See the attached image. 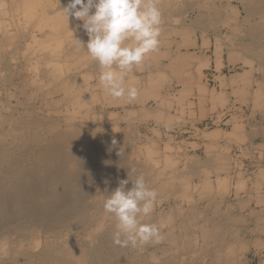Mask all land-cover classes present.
I'll return each mask as SVG.
<instances>
[{"label":"rangeland","instance_id":"374dc122","mask_svg":"<svg viewBox=\"0 0 264 264\" xmlns=\"http://www.w3.org/2000/svg\"><path fill=\"white\" fill-rule=\"evenodd\" d=\"M3 1V11L15 2ZM64 1L67 5L68 0H40L39 4L52 10ZM169 2L159 3L163 23L158 50L128 78L141 79L137 99L131 103L113 99L99 88L93 73L88 82L95 90L91 105L95 113L62 104L61 93L52 97L49 107V103L42 105L43 92L33 85L24 87L27 77L19 74L38 61L89 59L79 43L88 40L77 31L82 21L73 18L68 34L55 31L48 38L39 37L36 28L33 38L26 35L34 30L35 21H22L18 31L17 24L2 21L0 63L7 68H0V131L13 136L16 127L20 129L16 136L28 140L25 126L37 120L36 132L48 139L55 120L66 116L94 124V136L116 141L114 151L121 160L114 168L122 169L121 180H129L125 190L142 174L146 185L158 193L149 216L153 221L145 219L160 227L163 241L130 251L125 257H131L132 264H264V0ZM68 35L73 37L64 39ZM85 68L82 75L87 77L90 69ZM210 90L215 93L209 94ZM104 188L97 186L92 200L100 199V207L107 198ZM86 201L85 207H90L92 201ZM38 235L33 243L24 244L26 254L16 260L12 254L0 253L4 259L0 264H64L56 258L64 251L56 245L57 239L50 236L40 244L42 235Z\"/></svg>","mask_w":264,"mask_h":264},{"label":"bare ground","instance_id":"6f19581e","mask_svg":"<svg viewBox=\"0 0 264 264\" xmlns=\"http://www.w3.org/2000/svg\"><path fill=\"white\" fill-rule=\"evenodd\" d=\"M13 1L15 2L13 3L11 9H8L7 7V10L3 11L1 7L3 6V2L5 1L0 0V23L2 21L10 20L12 24H17V30L18 25L21 26L24 21H35L36 24L35 22L33 23L34 30H32L31 32H26V35H30L32 38V33H34L35 35V28L38 31V33L36 32V34L42 38H48L49 35H51L55 31H63L62 33L66 31V34H68L67 29H70L71 21L74 17L70 16L68 20L65 14H63L62 9L66 6L65 1L63 2V4H60L61 2H57L59 8H55L52 5V10L49 9L50 5L48 8H46L45 6L41 7V5L39 4L40 0ZM48 1L50 2V0ZM167 1L169 2V0ZM39 22L44 23L41 25ZM82 24L83 23H81V27ZM0 28L1 31H3L1 26ZM24 29H26V27ZM77 31H79L80 34L84 37L87 36L83 27L81 29L77 28ZM70 32L73 31L71 30ZM73 33H75V31ZM65 37L68 39V37L70 38L73 36H64V39H66ZM61 39H58V41H61ZM36 40H38V38ZM68 42L70 41L68 40ZM26 44L27 43H25L24 45ZM43 44H45L46 48L49 47L47 46L48 44ZM55 44L57 45L58 43L55 42ZM59 44L61 45L62 41ZM68 44H66L65 46H67ZM24 47L22 48L24 49ZM82 49L84 50L85 48ZM42 50H40V52ZM36 52L38 51L36 50ZM34 54L35 53H33L32 55ZM19 55L22 54H20L19 52ZM170 58L174 59L173 56ZM7 59L9 63V58ZM178 59L176 62H178L179 64L180 61H178ZM180 60L182 61L181 63L185 61L183 58ZM32 62H30V64ZM50 63L52 64H49L48 61H38L36 64H33V66L27 68L26 70L21 69L19 71V74H24V76L27 77L26 82H24V87L33 85L32 87L37 89V91H42L43 95H41V97L43 96V99L40 98L42 101V105L49 103V107V101L52 99V97H54L55 94L58 95V93H61V101L63 100L62 104H70L80 110L84 108L88 113H95V111H91L93 108L91 105L94 102L92 100H94L93 96L95 94V90L92 89L90 85L91 83L88 82V80L89 78H92L90 77V75H92L93 73L98 77L99 67L97 62H95L91 58H87L84 59L83 62L77 63L70 61L64 62L61 59H57L56 61ZM9 66L8 68H10ZM83 66H86V68L90 69V72L86 73L87 77L82 75ZM4 67L7 68L6 63H0V68L2 69ZM19 74L17 73V75ZM140 80L141 79H128V83L137 87ZM72 86L76 87L74 88ZM202 89L199 90L201 91ZM86 91L87 93H85ZM213 93H215L214 90H210L209 94ZM34 94H36V92ZM29 98L30 97H28L27 99ZM201 98L202 97L200 96L199 99ZM33 99L34 98H32L31 100ZM88 100L91 102H88ZM28 101L29 100H27V102ZM56 102L57 101H55V103ZM86 105L87 107L89 106V108L86 109ZM95 116L93 117V120L95 119ZM87 123L85 124L80 120L77 121V119L73 117H59L55 120L53 134L51 133L52 135L48 139H45V137H42L38 132H36V128L39 127L38 125L40 124V122L37 120L32 121L33 126H25V130L27 131V133H29L30 136L28 140L23 139V137L16 136L17 132L20 131V129L16 127H13V136H10V134L5 132L3 129V131H0V253H7L9 256H11L12 254V258L16 260L24 253L26 254V250L24 251V249H26L27 245L24 248V244H26V242L27 244L33 243L36 235L39 234L38 236L42 235V240L37 242L40 244L46 242V239L50 236H53L57 239L56 245L62 246L64 251H61L60 253L58 252L56 258L62 259L64 264H102L107 260L110 262V264H132L131 257H125V255H129L130 251H135L138 247L133 248L131 247V245H129L128 247H119L113 244V233L117 230L115 217L112 214L106 213L104 208L98 205L100 199L95 197L96 201H92L94 196L97 195V186H104V189H106L107 191L104 193L107 194L108 197L111 192L115 190V187L119 185L122 177L120 174V170L122 169L117 171L115 169L117 167L114 168V164L121 159L119 158V160H117L116 153L114 151L116 150L115 144H113V142L110 140L108 141V139L106 140L107 137L104 139L101 138L102 136H94L92 132L96 130L93 126L94 124L87 125ZM9 138L10 140L8 141ZM172 183L174 182L172 181ZM187 188L189 187L187 186ZM98 196L100 195L98 194ZM87 199H90L92 201V205H90V207H85V201ZM103 199L104 198H101V200ZM86 203H88V201H86ZM148 218L152 220V216L151 218L148 216ZM138 219H140L142 223L151 222V220H147L150 221L147 222L145 217L143 216L138 217ZM173 231L174 230H172V233ZM85 233L87 234L85 235ZM58 246L55 247L56 251L58 250ZM2 260L4 259L2 256H0V262H3Z\"/></svg>","mask_w":264,"mask_h":264},{"label":"clouds","instance_id":"9594fccd","mask_svg":"<svg viewBox=\"0 0 264 264\" xmlns=\"http://www.w3.org/2000/svg\"><path fill=\"white\" fill-rule=\"evenodd\" d=\"M159 3L160 0H68L62 9L68 20L72 16L83 22L88 40L86 45L79 43L98 64L99 88L117 101L131 103L139 95L128 78L149 54L158 50L163 23ZM128 183V179L121 180L103 203L105 212L116 220L113 244L135 248L161 243L160 227L138 219L153 212L157 191L146 185L142 174L125 190Z\"/></svg>","mask_w":264,"mask_h":264}]
</instances>
